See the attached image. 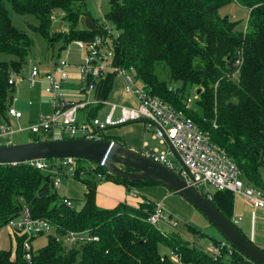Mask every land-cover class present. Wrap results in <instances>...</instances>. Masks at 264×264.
<instances>
[{"label": "trees", "instance_id": "trees-1", "mask_svg": "<svg viewBox=\"0 0 264 264\" xmlns=\"http://www.w3.org/2000/svg\"><path fill=\"white\" fill-rule=\"evenodd\" d=\"M233 1L249 11L245 22L220 14V9ZM5 2L15 14L38 19V26L32 30L46 40L49 52L55 45L61 50L75 40L89 44L95 36L106 34L97 21L91 30L78 28L80 19L87 16L85 0H0L3 118L14 91L8 84L9 75L23 73L34 43L12 25ZM109 4L105 18L118 35L113 63L132 68L139 83L153 95L208 132L211 142L241 170L245 183L264 193V0H110ZM55 18L67 24L65 33L54 32ZM50 58L56 61V54ZM193 88L197 89L201 116L185 108L187 91ZM37 135L32 134V142L43 141ZM48 135L45 140H52L53 135ZM76 161L75 180L86 188L80 210L58 201L52 181L46 182V173L26 163L0 164V229L26 208L32 218L49 221L59 235L87 231L98 242L67 246L45 236L48 243L38 252L32 248L28 262L22 249L23 235L14 233L10 237L14 247L0 250V264H176L170 252L180 255L182 264H255L233 247L229 258L222 251L214 259L177 232L161 233L146 223L155 208L148 199L137 208L126 204L110 210L99 208L95 202L98 182L83 179L85 175L100 174L103 180L128 190L161 185L152 180L128 182L102 166ZM188 227L197 240L205 236Z\"/></svg>", "mask_w": 264, "mask_h": 264}, {"label": "built area", "instance_id": "built-area-1", "mask_svg": "<svg viewBox=\"0 0 264 264\" xmlns=\"http://www.w3.org/2000/svg\"><path fill=\"white\" fill-rule=\"evenodd\" d=\"M101 20L103 30L106 32L105 37L95 36L89 44L81 40L71 43L85 51V57L76 65L81 91L85 97H89L96 82L108 72H112L123 79L125 90L133 95L137 106L129 108L102 102L110 106V112L103 120L93 117L86 123L78 124L77 112L89 103H74L65 98L62 84L70 77V64L59 58L52 71L41 74L38 66L31 63L29 81L33 84L35 79H39L45 83L44 93L50 98L51 114L49 116L40 115L28 131L32 134L51 133L61 138L68 136L71 139L81 132L85 139L101 140L99 134L108 127L142 122L145 126V133L151 134L154 140H158L160 146L166 147L164 151L156 147L148 149L146 153H143L147 157L174 171L187 185L196 190L200 191L202 186H210L217 191H227L242 197L254 209H264L263 191L245 183L241 170L222 148L211 142L208 132L201 130L192 119L153 95L146 85L138 84L139 80L132 68L125 69L113 63L114 41L118 35L114 36V31L106 23L105 18L102 17ZM236 64L239 65V62ZM22 74L10 73L8 84L14 87L15 79L18 77L22 79ZM190 102L189 99L186 100L185 108L190 107ZM116 111H119V116L114 118ZM7 114L15 120L22 117V114L12 106H9ZM213 126L215 127V124ZM14 132H21V129L13 131L6 125L0 127V136L12 135ZM76 160L73 158L53 161L35 160L26 164L46 173L49 176L48 179L52 181L53 188L57 189L61 178L75 179L78 168ZM98 177L104 178L100 174ZM129 196L135 197V192L129 190ZM63 204L72 208L69 199L65 198ZM146 223L161 233H165L161 228L175 231L180 225L178 219L164 211L160 202L155 203L154 212L146 219ZM3 228L8 229L11 234L23 235L22 249L24 259L28 262L32 257V242L37 237L53 236L58 243L79 247L89 242H98V238L87 231H69L59 235L49 221L32 218L26 208L17 217L10 219ZM203 251L214 259L220 257L221 252L224 251L225 257L229 258L232 255V246L226 241L211 243ZM169 256L174 263L182 264L180 255L170 252Z\"/></svg>", "mask_w": 264, "mask_h": 264}, {"label": "crops", "instance_id": "crops-1", "mask_svg": "<svg viewBox=\"0 0 264 264\" xmlns=\"http://www.w3.org/2000/svg\"><path fill=\"white\" fill-rule=\"evenodd\" d=\"M78 28L80 30H88L83 26H78ZM55 59L57 60L58 58ZM55 62L56 61H52V59H50L43 69L38 66L40 73L44 74L52 71ZM78 64H70V77L66 82L62 84V90L64 92L65 98L70 102L89 103L84 109H81L85 110L87 121L93 117L103 120L109 114L110 106L107 104L104 105L102 104V102L129 108H135L137 106L136 100L133 95L125 90L123 79L120 76L114 75L112 72H108L105 76L100 78L95 85V90H93L89 97H85V95L81 91V82L76 68V65ZM22 75V79L17 80L15 83L10 106H12L22 114V117L20 119L29 124V126L25 128H16L15 123H18L20 119H12L8 116L7 113L6 118H3L0 115V127L6 125L13 131L21 129V132H14L13 134L28 131V128L32 124L37 122L40 115L49 116L51 114L50 98L44 93L45 83L39 79H35L33 81V84H31L28 78L29 73L26 74L23 70ZM24 82L29 87V93L27 98V107L23 110L16 107V104L20 100H17L15 98V95L18 93L20 85L24 84ZM103 110H105V113L103 116H101L100 114ZM118 116L119 111H116L113 117L117 118ZM134 123L135 125L122 128L120 132H116L119 135V138L116 137L117 140L113 141L141 153H146L148 149L155 148L151 145V141H155L152 138L151 134V137H146L147 134L145 133L144 124H138L140 122ZM10 136V134L0 136V146L5 144L13 145V142L9 140ZM101 136L102 133L99 134L100 138H102ZM79 184L82 183L73 181L72 179L66 181V199H69L68 197L81 196L82 192L84 197L86 188L83 185L81 188ZM131 190L135 192V197H131L130 199L129 190L125 186L110 181H101L97 185L96 189V205L101 209L108 210L114 209L119 204H126L128 206L137 208V206L144 202L146 199L152 202L155 201L154 203H156V201L161 203V201L166 199V201L169 200L168 202L171 206H174V204L170 202V198H168L170 197V191H167V189L163 186H144L140 188H132ZM209 199L228 219H230L238 227V229L247 239H249L256 247L264 251V209H254L247 203L245 199L227 191H217L214 189L212 194H210ZM176 202L179 205L184 204L180 199H176ZM186 209L190 211L189 207H186ZM192 213L193 209L189 212V217H191ZM170 232L177 231L169 230V233ZM7 234H9V236L11 237L10 231H8ZM181 235L183 236V239H188L185 237L187 235ZM165 252L167 253L168 250H165Z\"/></svg>", "mask_w": 264, "mask_h": 264}, {"label": "rangeland", "instance_id": "rangeland-1", "mask_svg": "<svg viewBox=\"0 0 264 264\" xmlns=\"http://www.w3.org/2000/svg\"><path fill=\"white\" fill-rule=\"evenodd\" d=\"M110 0H85V7L87 10V16H84L80 19L79 26H83L84 28H87L88 30H91L93 25V21H97L99 24H102V17L105 18L106 14L109 12L110 9ZM5 6L8 10V14L10 17V20L12 22V25L17 28L18 30H21L27 34L28 37L32 39L33 47L31 49L30 53V60L28 65L24 68V72L27 74L30 71V67L32 66L31 63L36 64L39 66L41 69L44 68V66L47 64V62L51 59V55L56 54V58H61L66 60L69 64H78L82 61V59L85 57V51L79 49L73 44H69L66 48L58 50V45H55V49L53 51H48L47 49V42L44 40L39 34L35 33L32 30V27H37L38 26V19L35 16H21L18 14H15V12L11 9L10 5L5 2ZM220 14L221 15H229L233 17V20H238V21H246L248 18L249 11L244 8L243 6L240 5L239 2L233 1L231 4L223 7L220 9ZM106 19V18H105ZM106 23L110 25V23L106 20ZM94 24V23H93ZM112 27V26H111ZM52 28L54 29V32H62L65 33L64 31L67 30V24L64 21H61L59 18H55L52 24ZM114 31V36H117V33L115 30ZM59 56V57H58ZM20 77L15 79L16 81L19 80ZM97 83V82H96ZM139 84V81H138ZM80 85V84H79ZM19 87V85H18ZM95 88V87H94ZM29 87L27 84H22L19 87L18 93L15 95V98L17 100H20L17 104L16 107L20 109H25L27 107V98H28V93H29ZM95 90V89H93ZM196 88L190 89L187 91V97L191 101L190 102V108L194 109L196 114L201 116L202 115V109L198 106L197 104V99H196ZM93 92V91H92ZM87 100V99H85ZM105 113V110L102 111L100 114L103 116ZM117 115V114H116ZM103 119V117H102ZM76 120L78 124L86 123L87 122V116L85 113V110H79L76 114ZM5 123V121H4ZM140 125H143V123H138ZM15 127H21L25 128L28 127L29 124L25 123V121L21 120L18 123H15ZM134 124H128V125H123L119 127H113L106 129L105 131L102 132V139H106L107 141H113L117 140L116 137L119 138V135L116 132H120L122 128L132 126ZM37 136L40 137V139L45 140L49 138L48 134H38ZM83 134L81 132L77 133V135L73 138H79L82 137ZM150 136V134H147V138ZM145 137V136H144ZM151 137V136H150ZM10 141L13 142V145L15 144H23L22 142H30L32 138V134L29 131H25L22 133H15L9 137ZM63 138H69L68 136H64ZM58 136H53L52 140H58V139H63ZM151 141V139H150ZM115 142V141H114ZM7 145V144H5ZM151 145L160 149V151L165 150V146H160L158 140L151 141ZM48 161V160H47ZM84 162L88 163V165H91L92 162L84 160ZM85 177L92 178L98 182V184L101 181H105L102 178L98 177V175H89V176H83V179ZM70 178H61L60 180V185L56 191V197L58 201H63L66 197L65 193V185L66 181L69 180ZM71 180V179H70ZM73 181L80 182L79 180L72 179ZM262 180L264 182V167L262 169ZM97 184V185H98ZM83 184H79V186L82 188ZM84 186V185H83ZM140 188V187H138ZM213 188L210 186H202L200 188V191L204 193L207 197L210 196L213 192ZM167 191H169L167 189ZM129 197V196H128ZM69 200L72 203V208L76 210H80L83 207V192L81 196L78 197H68ZM131 199V197H129ZM170 202L174 204V206L169 204V200L166 201L164 199L161 201L162 207L164 211L176 219L179 220L180 225L176 227V231L187 235L185 236L188 239H184L189 242L190 245L192 246H199L202 249H204L206 246L210 245L213 241L216 242H225L226 240L215 230V228L206 220L205 217L202 216L200 212H198L187 200H185L183 197L179 196L178 194L172 193L170 191ZM176 199H180L184 204H178L176 202ZM155 202V201H154ZM158 201H156L157 203ZM186 207H189L190 211L193 209V213L191 217H189V212ZM190 226L192 229H195L199 231L200 233L204 234L205 236L201 238L199 236V240H197L196 235L192 233V231L189 229ZM161 228V226H160ZM163 229L166 233H169V229L167 228H161ZM8 229L3 228L0 230V250H12L14 247V243L12 242V239L10 238L9 234H7ZM190 230V231H189ZM48 243V240L45 236L39 237L35 239L32 242V248L33 252H38L42 248L46 246ZM162 252H165V250L162 248Z\"/></svg>", "mask_w": 264, "mask_h": 264}, {"label": "water", "instance_id": "water-1", "mask_svg": "<svg viewBox=\"0 0 264 264\" xmlns=\"http://www.w3.org/2000/svg\"><path fill=\"white\" fill-rule=\"evenodd\" d=\"M64 158L92 162L102 166L109 174L128 182H157L187 200L242 257L255 264H264V251L247 239L209 197L187 185L174 171L139 151L114 141L85 139L83 136L0 146V164L4 165ZM46 182L49 183L48 178Z\"/></svg>", "mask_w": 264, "mask_h": 264}]
</instances>
